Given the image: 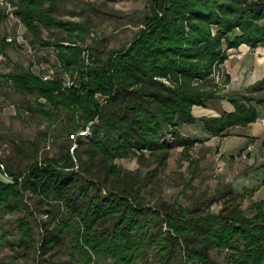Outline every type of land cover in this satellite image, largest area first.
<instances>
[{"label":"trees","instance_id":"trees-1","mask_svg":"<svg viewBox=\"0 0 264 264\" xmlns=\"http://www.w3.org/2000/svg\"><path fill=\"white\" fill-rule=\"evenodd\" d=\"M58 1L13 0L26 26L56 48L58 63L74 83L44 78L31 69H0V88L6 81L32 96L25 110L47 121L45 132L57 130L55 136L67 141L61 156L40 157L35 148L24 170L15 171L0 159V168L3 164L11 177L0 180V208L21 210L28 191L40 201L57 203L48 210L54 225L45 223L37 264L48 260L44 254L49 249L66 243L69 259L53 258L50 264H264L262 201L243 207L228 184L212 198L227 195L218 211L163 199L152 205L143 194L140 172L115 161L133 155L142 159L149 152L165 167L170 150L181 146L192 167L199 159L190 156V149L200 139L183 134L184 125L200 122L218 136L257 119L256 104L264 103L257 92L264 91V78L232 93L220 92L221 86L208 80L230 48L264 46V0H151L129 44L105 55L104 38L83 44L90 31L84 21L52 13ZM43 24L63 27L68 34L43 39ZM211 100H228L234 109L195 113L196 106L207 107ZM56 122L61 128L54 127ZM89 125L90 138L78 134ZM73 141L78 145L71 152ZM22 219L16 243L23 247L34 237L29 220ZM214 251L225 256L219 259Z\"/></svg>","mask_w":264,"mask_h":264},{"label":"rangeland","instance_id":"rangeland-1","mask_svg":"<svg viewBox=\"0 0 264 264\" xmlns=\"http://www.w3.org/2000/svg\"><path fill=\"white\" fill-rule=\"evenodd\" d=\"M151 0H59L52 13L63 20L84 21L90 31L84 33V45L94 43V39L104 38L100 42L103 55L113 48H122L129 44L140 29L142 16L148 11ZM46 2L45 5H48ZM43 39H61L66 37L68 31L63 27L43 24ZM7 37H12L8 40ZM4 50L1 48L5 45ZM67 43V42H64ZM228 50L229 56L235 57L234 52ZM224 63V62H223ZM221 63L208 82L221 86L220 92L232 93L239 90L228 89L226 83L225 64ZM14 68L24 70L31 69L43 76L70 78V72L65 70L57 60V50L53 45H45L40 38L35 36L17 14L12 16L6 9L0 6V69L4 72ZM230 81V80H229ZM243 90V89H240ZM264 95V91L257 92ZM32 96L15 91L10 82L3 81L0 88V159L8 160L15 171L26 169L30 161V153L38 148L40 157L44 154L61 156L63 146L67 141L64 137H56L57 130L47 132V121L39 115H32L25 110V103ZM223 111L220 100H211L207 108ZM201 108V107H200ZM204 110V108H201ZM196 106L197 115L203 114ZM207 111V110H205ZM92 122H90L91 125ZM85 130L87 138L91 136V126ZM56 129L61 128L60 123H55ZM181 132L200 140L190 149V156L198 158L199 163L194 162L189 166V160L182 154V147H173L170 156L166 160L165 167L158 166V160L153 154L146 152L144 158L137 155L117 158L115 161L124 169L139 171L144 177L142 191L150 204L163 199L170 203L193 205L194 203L218 211L223 205V198L213 201L215 195L224 192L225 187L231 184L234 187L236 200L243 207H247L252 201L250 189L244 184L247 182L245 173L249 168L247 158L241 156L240 148L236 150H224L223 138L212 137L205 134L203 125H184ZM171 138V136H170ZM73 141L71 152L77 147ZM1 164L0 180H11L3 171ZM79 170L76 164L73 168ZM199 173L198 176L196 173ZM26 204L21 210L9 211L0 208V264H37L41 261V244L46 232V224L53 226L52 215L48 210L58 207L53 200L40 201L38 196L31 192L25 193ZM250 212V211H248ZM19 218L29 220L33 229L34 239L28 246H19L16 242L21 237V225ZM61 218L57 217V221ZM166 228V226H165ZM68 248V249H67ZM69 245L66 243L60 249L51 248L44 254L48 258L41 264L53 263V258L67 259L69 257ZM214 255L223 259L225 252ZM69 259V258H68ZM110 260H100L99 264H109Z\"/></svg>","mask_w":264,"mask_h":264},{"label":"crops","instance_id":"crops-1","mask_svg":"<svg viewBox=\"0 0 264 264\" xmlns=\"http://www.w3.org/2000/svg\"><path fill=\"white\" fill-rule=\"evenodd\" d=\"M235 57L229 56L225 64L226 73L230 74L228 89L240 90L264 78V46L251 47L243 43L239 48H232ZM258 94V93H257ZM223 111L212 107L197 106L203 114H221L231 111L234 106L228 100L220 101ZM256 104V103H255ZM201 107V108H200ZM257 119L247 125H236L223 135L212 136L203 127L205 134L223 138L224 150L240 148L241 156L247 158L249 168L245 173L246 186L250 189L252 200L264 203V103L256 104ZM207 110V111H205Z\"/></svg>","mask_w":264,"mask_h":264},{"label":"built area","instance_id":"built-area-1","mask_svg":"<svg viewBox=\"0 0 264 264\" xmlns=\"http://www.w3.org/2000/svg\"><path fill=\"white\" fill-rule=\"evenodd\" d=\"M0 6L4 7L6 9V11L14 16L16 15V9H17V5H15V3L13 2V0H0ZM8 40H12V37H7ZM49 76H44V78H48ZM74 83L73 79H67L65 80V84L66 85H72ZM86 131H82V134H85ZM72 138H76L75 134H71ZM7 174V173H6Z\"/></svg>","mask_w":264,"mask_h":264}]
</instances>
